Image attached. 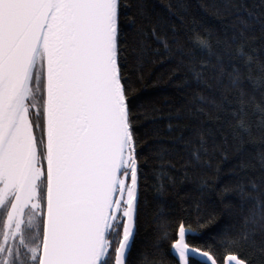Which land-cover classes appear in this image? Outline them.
I'll return each instance as SVG.
<instances>
[{"label":"snow or ice","instance_id":"6c2138e0","mask_svg":"<svg viewBox=\"0 0 264 264\" xmlns=\"http://www.w3.org/2000/svg\"><path fill=\"white\" fill-rule=\"evenodd\" d=\"M144 16V0H0V264H135L147 178L158 181L163 195L165 182H175L168 171L176 168L172 154L177 145L187 150L191 143L179 109L166 114L167 136L150 117L159 143L142 142L137 120L149 118L148 105L138 99L136 84L144 80L143 64L163 51L178 57L192 80L207 83L204 73L215 55L210 34L193 30V47L186 48L178 36L162 35L155 25L145 28ZM130 32L137 34L135 46L128 43ZM152 39L160 46L153 48ZM237 50L251 68L253 56L244 44ZM239 80L234 69L232 83ZM188 82L185 76L183 84ZM259 83L264 87V79ZM239 103L232 111L234 131L251 134L247 102ZM253 104L264 130V101ZM195 112L207 115L203 107ZM191 134L198 145L191 159L200 163L208 140L200 127ZM188 166L182 165L185 176ZM259 188L249 180L236 191L242 202H255L245 224L264 227V194H251ZM194 234L183 217L164 219L157 247L171 241L169 251L182 264H189V256L217 264L211 253L189 246L186 237ZM249 235L224 234L228 264H252L234 251Z\"/></svg>","mask_w":264,"mask_h":264},{"label":"trees","instance_id":"16d2710c","mask_svg":"<svg viewBox=\"0 0 264 264\" xmlns=\"http://www.w3.org/2000/svg\"><path fill=\"white\" fill-rule=\"evenodd\" d=\"M144 4L145 16L140 23L145 28L155 25L162 35L178 36L186 48L193 47L189 39L193 30L202 36L210 34L215 55L210 58L212 67L204 73L207 83L192 80L178 57L168 58L163 51L152 52L143 64L144 80L136 84L138 99L148 105L149 118L140 115L137 120L142 142L159 143L150 117H156L161 135L167 136L163 131L168 123L166 114L179 109L184 113L180 123L189 126L184 129L185 139L191 143L187 150L182 144L177 145L172 154L176 168L168 171L175 182H165L163 195L157 192L158 181L151 174L148 176L144 185L146 203L142 205L132 258L135 264H180L169 251L171 241L159 247L157 244L160 223L183 217L195 229L186 242L211 253L217 264H224L228 255L221 243L224 234L245 230L250 233L249 239L234 251L249 257L252 264H264V227L245 224L255 202H242L236 191L242 183L254 180L260 188L251 194H264V130L259 127L260 115L253 104V100L264 101V87L259 83L264 79V0H144ZM127 39L130 46H135L138 37L130 32ZM242 43L245 52L253 56L251 68L245 66L246 57L238 53ZM159 46L160 42L152 39V47ZM198 59L209 57L198 55ZM177 68L179 71L174 73ZM234 69L240 71L238 84L232 83ZM132 72L136 74V69ZM185 76L189 81L186 85ZM198 93L206 98L203 102ZM241 98L247 102L245 115L252 124L251 134L234 131L237 117L232 116V111L240 107ZM212 100L216 101L215 106ZM197 107L205 108L207 115L196 113ZM193 126L200 127L208 140L207 155H202L200 163L191 159L192 149L198 146L197 137L191 134ZM141 151L147 153L143 143ZM185 162L189 165L187 176L182 167ZM188 259L189 264L204 262L194 256Z\"/></svg>","mask_w":264,"mask_h":264},{"label":"water","instance_id":"95a60500","mask_svg":"<svg viewBox=\"0 0 264 264\" xmlns=\"http://www.w3.org/2000/svg\"><path fill=\"white\" fill-rule=\"evenodd\" d=\"M192 248V247H191ZM202 252V251H201ZM176 256V255H175ZM177 257V256H176ZM194 257H197V258H199V259H202V260H204L205 261V257H203V256H194ZM179 263L180 264H182V262L181 261H179ZM224 264H228V262L225 260V262H224ZM233 264H235V262H233Z\"/></svg>","mask_w":264,"mask_h":264}]
</instances>
